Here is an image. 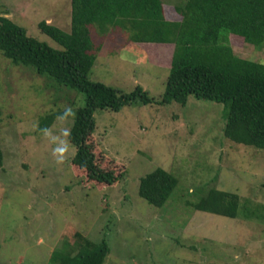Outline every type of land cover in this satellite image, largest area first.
I'll list each match as a JSON object with an SVG mask.
<instances>
[{
	"label": "rangeland",
	"instance_id": "1",
	"mask_svg": "<svg viewBox=\"0 0 264 264\" xmlns=\"http://www.w3.org/2000/svg\"><path fill=\"white\" fill-rule=\"evenodd\" d=\"M177 1L163 0L167 19L180 18ZM70 12V0H0V15L55 48L38 23L69 31ZM90 31V80L123 92L140 85L160 100L171 43L133 42L114 25L100 32L92 24ZM228 38L236 55L264 63V43ZM82 104L78 91L0 53V264H62L76 232L95 243L106 240L103 264H264V149L225 137L222 103L189 95L184 105L96 109L88 141L97 163L120 174L109 185L88 179L74 157L68 132ZM60 111L47 129L39 127ZM157 167L178 181L162 206L138 194L140 178ZM212 187L238 194L235 217L189 204Z\"/></svg>",
	"mask_w": 264,
	"mask_h": 264
},
{
	"label": "trees",
	"instance_id": "2",
	"mask_svg": "<svg viewBox=\"0 0 264 264\" xmlns=\"http://www.w3.org/2000/svg\"><path fill=\"white\" fill-rule=\"evenodd\" d=\"M177 20L167 19L163 0H70V29L41 20L38 28L59 45L55 48L27 34L26 29L0 15V53L15 65L33 69L56 84L76 90L83 104L73 114L68 139L75 158L87 168L90 180L113 184L119 175L102 168L88 138L94 132L96 109L119 111L135 103L184 105L189 95L224 105L223 134L230 140L264 149V63L236 55L228 35H239L253 46L264 43V0H179ZM106 32L109 25L129 31L138 43H171L169 72L160 100L140 85L123 92L90 80L95 46L90 26ZM64 111L47 114L39 123L47 129ZM3 163L0 147V167ZM177 178L157 167L139 180L138 194L162 206L177 185ZM196 210L235 217L240 198L234 192L209 188L189 202ZM73 246L62 250V264H103L109 253L106 240L90 241L75 233Z\"/></svg>",
	"mask_w": 264,
	"mask_h": 264
}]
</instances>
